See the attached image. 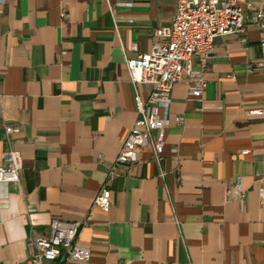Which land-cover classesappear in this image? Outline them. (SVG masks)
Masks as SVG:
<instances>
[{"label":"crops","instance_id":"obj_1","mask_svg":"<svg viewBox=\"0 0 264 264\" xmlns=\"http://www.w3.org/2000/svg\"><path fill=\"white\" fill-rule=\"evenodd\" d=\"M177 3L0 0V166L9 146L23 158L21 181L0 182V264H26L31 228L49 235L55 219L81 222L91 249L68 264H264V114L248 113L264 105L263 32L251 13L215 38L201 98L188 73L174 85L159 153L139 147L110 177L151 92L127 61L164 42L155 31ZM103 184L109 211L94 204Z\"/></svg>","mask_w":264,"mask_h":264},{"label":"built area","instance_id":"obj_2","mask_svg":"<svg viewBox=\"0 0 264 264\" xmlns=\"http://www.w3.org/2000/svg\"><path fill=\"white\" fill-rule=\"evenodd\" d=\"M249 13L257 22L263 36L260 42L262 58L257 66L264 69V3L240 0H178L177 11L170 25L156 29L155 34L164 42L154 43L149 52L128 59L127 65L132 81L151 86L147 100L138 97L139 117L117 155L110 177L117 174L120 164L138 161V148L151 146L159 153L170 125L169 112L174 85L185 73L193 78L190 95L201 98L207 86L204 71L213 57L215 38L244 28ZM200 67L194 68V60ZM249 114H264V105L248 111ZM7 139L16 131L6 125ZM175 150V149H173ZM4 163L0 166V182H20L23 158L20 151L8 147L3 152ZM230 194L232 191H229ZM237 195L242 199L245 192L237 185ZM260 201L264 204V187L260 189ZM94 204L105 211L111 207V190L107 184L99 189ZM82 223L55 219L49 235L38 233L33 227L28 240L35 253L26 264H68L70 261L88 262L91 249L79 243Z\"/></svg>","mask_w":264,"mask_h":264}]
</instances>
